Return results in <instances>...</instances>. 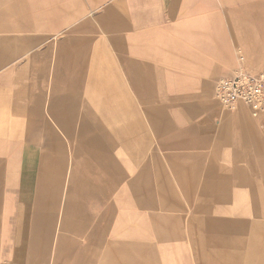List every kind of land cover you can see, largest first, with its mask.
<instances>
[{
  "label": "rangeland",
  "instance_id": "rangeland-1",
  "mask_svg": "<svg viewBox=\"0 0 264 264\" xmlns=\"http://www.w3.org/2000/svg\"><path fill=\"white\" fill-rule=\"evenodd\" d=\"M210 1H214L218 7L213 8L212 12L218 10L221 16L216 18L218 21L215 20L213 25L217 28V39H214L213 44H218V47L212 51L205 48L204 41L182 40L180 43L129 46V58L133 60L137 73L140 77L144 75V81L146 79L148 81L141 89L146 91L145 94L151 93L145 100H140L139 94H135V116H143L147 125L150 137L148 155H154L155 167L164 169L169 178V185L156 184L159 187L158 192L162 190L166 194L171 193L172 196L168 195V200H159L160 203L156 198L159 204L155 209L150 210L134 206L130 201L128 188L112 190L110 201L114 208L113 229L118 230L123 224L129 225V228L123 233L114 235L112 231L107 232L100 239L99 246L93 250L94 245L91 243L92 249L87 252H77L76 247L89 243L91 238L87 233L91 230V224L87 220L74 219V216L68 219L63 232L59 246L60 254L51 252V246L58 242L55 236L58 235L57 208L52 211L53 222L48 229L45 223L41 226L40 239L35 250L37 255H34L35 264H57V257L60 258L58 264H126L125 258L129 256L133 259L136 256V252L131 249L130 252L127 249L107 251L106 244L110 239L115 241L135 239L144 243L145 247L141 248L139 253V258L144 262L141 264H243L240 261L245 259L248 264H253L255 250L252 241L254 240L249 238V232L230 229L231 232L227 233L218 228L219 224L217 225L216 221L221 218L244 222L257 219L264 221V215L256 212L257 205L251 188L235 183L231 178L233 171L230 174L220 173L222 168L228 170L243 168L249 179L264 181V113L253 116L249 107L242 103L232 109L222 106L214 98L213 86L218 77L230 74L239 64V56L243 57L246 68L254 72H263L264 0H257L258 5H255L253 0H243V11L238 0H227L224 8L220 7L222 0ZM221 12L225 13V17H222ZM0 13L3 14L0 19L28 16L38 20L34 30L22 31L19 34L24 39L17 42V48L23 49L18 65L9 64L6 68L0 69V95L3 94L0 97L1 201L7 193L18 187L25 173L30 174L35 193V180L39 173L38 160L28 157L32 154L27 148L31 142L28 139L33 138L38 150L41 151L45 149L47 136L42 121L37 122L35 118L32 120L29 114H10V105L14 98L12 90L16 87L10 82L7 83V78L14 77L16 72L24 74L25 79L21 82V87L29 88L35 94L41 89L44 92L41 95L42 108H44L47 100L45 92L47 75L50 72L54 51L60 45L63 36L70 35L71 32L66 30L72 28L67 26L81 24L85 18L62 20L61 0H0ZM89 23L95 31L86 33L81 31L74 35L98 36L101 27L97 17H89ZM247 32L250 37L242 38L241 36L246 35ZM42 36H44L42 42L39 40L35 43V38ZM46 37H49V40L45 39ZM90 44L92 47L89 48V55L93 61V68L98 67L101 59L93 54L94 41ZM48 47L49 66L45 69L47 78L45 83L36 84L30 76H34L37 72L41 73L44 67L40 58L29 60L27 64L28 52L35 48L38 53ZM72 49L71 44L67 46L68 56ZM109 53H106L105 59L110 65V71L115 72L117 63ZM94 72L98 73V69H94ZM108 74L111 76L110 72ZM112 76L109 77L110 84L114 82ZM68 90L69 86L66 83V91ZM72 90L78 103L90 104L98 101L96 98L100 97V87L97 85H82L81 89ZM59 93V97L65 94L64 90ZM39 96L31 99L30 94L25 95V103L33 100L38 102ZM241 108L252 122H248L247 127L242 130L238 128L240 123L237 119L233 117L229 119L230 114ZM42 111L45 115V108ZM167 114L172 118L168 125L165 124ZM45 120L51 124L46 117ZM31 121L36 123L38 128L30 136L27 133ZM204 121L210 128L207 126L202 129L201 124H204ZM164 125L167 128H164ZM127 157L128 154L123 150L117 156L120 160H125ZM122 167L125 170L126 164L123 163ZM218 193L227 194L228 200L213 203L214 210L211 212H201L200 197ZM125 198L130 204L120 202ZM164 204L168 210L161 208ZM88 211L99 213L101 206L91 204L88 206ZM152 213L181 217L179 226L175 228L170 238L160 237L156 233L149 217ZM48 215L49 211L41 216L42 222L48 221ZM128 218L130 220H127ZM133 224L136 226V231L130 232V226ZM173 227L176 225L169 226L170 229ZM257 234L259 246L263 249L264 228L258 229ZM27 251L25 246L22 253L26 256ZM3 253L0 238V264L5 257ZM127 264H133L132 260Z\"/></svg>",
  "mask_w": 264,
  "mask_h": 264
},
{
  "label": "crops",
  "instance_id": "crops-1",
  "mask_svg": "<svg viewBox=\"0 0 264 264\" xmlns=\"http://www.w3.org/2000/svg\"><path fill=\"white\" fill-rule=\"evenodd\" d=\"M238 1L243 11V0ZM253 1L255 5H258L257 0ZM226 3L227 0H222L220 7L224 8ZM213 8H218L217 4L210 0H61L62 20L68 21L72 18L77 20L80 17L85 19L81 24L67 26L72 28L66 30L71 32L70 35H64L60 45L54 51L49 67L50 72L47 75L45 115L42 111L44 108H42L43 97L41 96L44 92L41 89L35 94L29 88H22L21 82L25 77L19 72H16L14 77L7 78V83L10 82L16 87L12 90L14 98L10 105V114H29L32 120L35 118L37 122L42 121L47 130V136L45 149L41 151L38 150L33 138L28 139L31 142L27 148L32 152L28 157L38 160L39 173L35 180V193L30 174L24 172L25 175L21 178L18 187L12 189L0 201V238L2 252L5 254L2 264H35L34 255H37L35 250L40 239L41 226L45 223L48 229L53 222L52 211L57 208L56 233L58 235L55 236L58 245L56 243L53 247L51 246V252L60 254L59 246L63 232L68 219H72L73 216L74 219L87 220L91 224V230L87 233L91 238L89 243L76 247L77 252H87L92 249L91 243L95 250L99 246L100 239L107 232L112 231L114 235L123 233L129 228V225L123 224L122 228L113 229L114 208L110 201L112 190L128 188L130 201L134 203V206L150 210L155 209L160 203L159 200H168L169 196H172L171 193L166 194L162 190L158 192L159 187L156 184L169 185V178L164 169L155 167L154 155H148L150 137L147 125L143 116H135V94H139L140 100H145L151 93L145 94L146 91L141 89L142 85L148 81L147 79L144 81V75L140 77L137 73L133 60L129 58V46L180 43L182 40L204 41L205 48L212 51L218 47V44H213L214 39H217V28L213 25L215 20L218 21L216 18L221 17L218 10L212 12ZM1 15L3 14L0 13ZM221 15L225 17V13L221 12ZM92 16L97 17L101 27L98 36L74 35L81 31L85 33L95 31L89 23V17ZM37 21L36 18L28 16L0 19V69L6 68L9 64L18 65L23 49L17 48V42L24 39L19 34L22 31L34 30L37 27ZM42 26L45 25L42 24ZM43 37L35 38V43L39 40L42 42ZM241 37L248 38L250 34L247 32ZM45 39L49 40V37ZM92 41L95 43L93 54L101 59L98 67L94 68L89 55ZM70 44L73 49L68 56L67 46ZM106 47L109 48L106 49ZM48 49L49 47L37 53L34 48V52H28L27 64L34 58H40L43 63L44 68L41 73L37 72L34 76H30L36 84L45 83L47 78L45 69L49 66ZM108 52L117 63V69L115 72L112 70L113 73L105 59ZM94 69H98V73H95ZM109 72L114 77V82L111 84ZM66 83L69 86L68 91H66ZM61 85L64 87L62 88ZM82 85L99 86L100 97L96 98L98 101L90 104L78 103L72 89H81ZM61 90H64L65 94L59 97ZM28 94L31 95V99H36V96L40 94L38 102L34 100L29 102L27 99L28 102L25 103V95ZM2 96L3 94L0 95ZM167 115L166 125L172 119L169 114ZM45 117L52 125L47 123ZM232 117L240 123L238 128L241 130L247 127L248 122L252 123L243 108L230 114L229 119ZM203 123L201 124L203 130L207 126L210 128L205 121ZM29 125L27 134L31 136L38 127L32 121ZM121 150L128 154L127 159L117 158ZM123 163L126 164L125 170L122 167ZM220 171L225 174L233 171L231 178L235 180V183L251 188L257 205L256 212L264 215V181L249 179L243 168L234 170L222 168ZM48 198L49 201H47ZM199 200L201 212L208 213L214 210L213 203L228 199L227 194L218 193L202 195ZM120 202L130 204L127 198ZM91 204H99L101 211L90 213L88 206ZM165 206L164 204L161 208L168 210ZM48 211V221L42 222L41 216ZM149 217L156 233L164 238L171 237L181 220L179 216L158 213H152ZM216 222L217 225L219 224L218 228L227 233L231 232L230 229L240 232L248 231L249 238L254 240L252 245L255 256L252 262L264 264V248L259 246L257 234L258 229L264 228L262 219L244 222L238 219L231 221L221 218ZM134 224L130 226V232L136 231ZM171 224L176 227L170 229ZM25 246L28 249L26 256L22 253ZM143 247L145 244L135 239H124V241L110 239L106 244L107 251L134 250L136 256L133 259L129 256L125 258L126 264L130 260L133 264L144 263L143 259L139 258ZM59 261L60 258L57 257L56 263L58 264ZM146 262L149 263V260L146 259ZM240 263L248 264L247 259L241 260Z\"/></svg>",
  "mask_w": 264,
  "mask_h": 264
},
{
  "label": "built area",
  "instance_id": "built-area-1",
  "mask_svg": "<svg viewBox=\"0 0 264 264\" xmlns=\"http://www.w3.org/2000/svg\"><path fill=\"white\" fill-rule=\"evenodd\" d=\"M214 98L231 109L240 103L245 104L253 116L264 113V70H249L243 64V57L239 56V64L231 74L216 79Z\"/></svg>",
  "mask_w": 264,
  "mask_h": 264
}]
</instances>
